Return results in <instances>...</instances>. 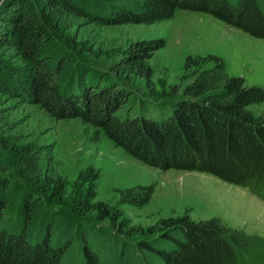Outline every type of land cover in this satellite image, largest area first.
<instances>
[{
  "label": "trees",
  "instance_id": "16d2710c",
  "mask_svg": "<svg viewBox=\"0 0 264 264\" xmlns=\"http://www.w3.org/2000/svg\"><path fill=\"white\" fill-rule=\"evenodd\" d=\"M180 9L264 38V0H0V46L25 62L16 76L0 63V88L56 118L90 123L149 165L211 173L264 198V115L252 110L264 103V87L247 85L209 54L187 58L185 86L154 92L149 60L164 39L139 40L103 68L94 47L70 31L75 18L151 24ZM36 162L30 146L12 142L0 126V264H240L243 249L264 251V241L215 219L131 226L107 201L83 193L67 201L62 181L47 179ZM123 198L150 200L145 191ZM156 232L138 240L141 253L128 239Z\"/></svg>",
  "mask_w": 264,
  "mask_h": 264
},
{
  "label": "rangeland",
  "instance_id": "374dc122",
  "mask_svg": "<svg viewBox=\"0 0 264 264\" xmlns=\"http://www.w3.org/2000/svg\"><path fill=\"white\" fill-rule=\"evenodd\" d=\"M70 26L72 35L94 47L99 61L105 64L103 68H109L139 40L164 39L165 46L149 60L154 92L165 93L176 84L185 86L191 80L187 58L209 54L222 57L229 74L242 76L247 85L264 87V38L206 12L180 9L173 17L151 24L102 25L75 18ZM0 63L14 76L25 66L15 49L8 46H0ZM252 110L264 115V103L253 105ZM0 116L4 133L12 142L30 146L47 179L62 181L67 201L80 193L107 201L124 212L129 225L145 230L163 220L187 215L194 221L215 219L257 243L264 241V198L249 187L207 172L149 165L97 133L90 123L80 118H56L38 105L4 93L2 88ZM129 191H145L150 200L144 205L126 202L123 197ZM158 232L128 239L141 253L138 240L156 239ZM243 251L240 264H264L261 249Z\"/></svg>",
  "mask_w": 264,
  "mask_h": 264
}]
</instances>
